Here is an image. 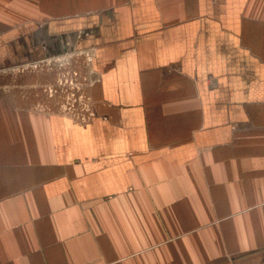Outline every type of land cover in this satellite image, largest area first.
Masks as SVG:
<instances>
[{"label": "crops", "instance_id": "obj_1", "mask_svg": "<svg viewBox=\"0 0 264 264\" xmlns=\"http://www.w3.org/2000/svg\"><path fill=\"white\" fill-rule=\"evenodd\" d=\"M69 51L89 122L0 100V264H264V0H0V70Z\"/></svg>", "mask_w": 264, "mask_h": 264}, {"label": "rangeland", "instance_id": "obj_2", "mask_svg": "<svg viewBox=\"0 0 264 264\" xmlns=\"http://www.w3.org/2000/svg\"><path fill=\"white\" fill-rule=\"evenodd\" d=\"M67 54H63L64 58H49L43 63L26 62L0 70V100L20 107L37 105L43 107V112H47L46 108H55L65 113H68L67 103H71L76 105V114L83 112L85 101L93 102L88 94L91 84L82 68L89 63V56L84 53L77 58L80 54L74 51ZM81 58L85 63H81Z\"/></svg>", "mask_w": 264, "mask_h": 264}, {"label": "built area", "instance_id": "obj_3", "mask_svg": "<svg viewBox=\"0 0 264 264\" xmlns=\"http://www.w3.org/2000/svg\"><path fill=\"white\" fill-rule=\"evenodd\" d=\"M89 62H92V57H89ZM89 97H87L86 99H88ZM90 102L89 101H85L84 106L82 107V111L83 112H78L76 114V105L71 104V103H67L66 105V109H68V114L70 116H72L76 121L80 122L81 124H86L87 122H89L91 120V118L94 117V112L92 110L91 105H89Z\"/></svg>", "mask_w": 264, "mask_h": 264}]
</instances>
